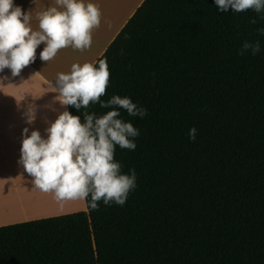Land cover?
Segmentation results:
<instances>
[{
  "label": "trees",
  "instance_id": "1",
  "mask_svg": "<svg viewBox=\"0 0 264 264\" xmlns=\"http://www.w3.org/2000/svg\"><path fill=\"white\" fill-rule=\"evenodd\" d=\"M262 17L143 0L94 63L110 71L102 100L147 110H120L139 135L114 158L136 187L123 205L0 226V264H264ZM257 40L259 53L239 54ZM108 110L68 106L82 121Z\"/></svg>",
  "mask_w": 264,
  "mask_h": 264
},
{
  "label": "clouds",
  "instance_id": "2",
  "mask_svg": "<svg viewBox=\"0 0 264 264\" xmlns=\"http://www.w3.org/2000/svg\"><path fill=\"white\" fill-rule=\"evenodd\" d=\"M220 12L230 8L235 13L252 10L264 13V0H215ZM102 13L98 5L85 0H55V6L37 13L38 27L31 24L32 14L15 5L13 0H0V72L9 69L13 77L34 63L37 47L44 45L39 59L48 62L65 48L83 52L92 45L93 31L101 24ZM264 18V17H262ZM255 24L256 20L252 19ZM264 35V28L259 29ZM261 50L260 41H244L239 54ZM73 63L70 72L58 73L50 84L55 99L61 106H73L77 110L88 109L92 104L109 109L102 115L83 112L71 114L67 108L52 121H46V136L38 129L22 130L20 160L35 188L53 193L58 202L85 201L91 210H97L99 202L123 205L128 194L136 187V173L121 171L115 160V150H135L134 138L139 131L131 122L121 117V109L129 116L143 118L147 110L125 96L113 95L107 101L110 71L106 59ZM55 111V109H52ZM36 110L32 106L26 112L30 125L35 121ZM195 140L197 129L188 132ZM90 197V200H89Z\"/></svg>",
  "mask_w": 264,
  "mask_h": 264
},
{
  "label": "crops",
  "instance_id": "3",
  "mask_svg": "<svg viewBox=\"0 0 264 264\" xmlns=\"http://www.w3.org/2000/svg\"><path fill=\"white\" fill-rule=\"evenodd\" d=\"M142 1L85 0V3L98 5L102 13L101 24L93 31L89 49L81 52L65 48L45 63L39 59V52L44 47L41 44L37 47L35 62L24 68L19 76L13 77L7 68L0 72V226L86 211L85 201L79 204L77 200L55 201L39 205L28 199L43 194L52 200L54 194L35 188L31 177L19 163L22 130L27 127L30 134L32 129H38L42 136H46V121L54 120L65 108L68 110V106H61L55 99L57 93L50 87L57 74L70 72L73 63H95ZM13 3L32 14L34 29L38 27L37 13L55 6V0H13ZM32 106L36 110V118L29 125L26 112Z\"/></svg>",
  "mask_w": 264,
  "mask_h": 264
},
{
  "label": "bare ground",
  "instance_id": "4",
  "mask_svg": "<svg viewBox=\"0 0 264 264\" xmlns=\"http://www.w3.org/2000/svg\"><path fill=\"white\" fill-rule=\"evenodd\" d=\"M29 200H33V201H35V203H37V204H46V205H49V204H51V203H55V198L54 199H52V200H49L48 198H46V196H44L43 194H41V195H38V196H36V197H31V198H28ZM61 207V206H60ZM63 208V207H62ZM58 209H60V208H58Z\"/></svg>",
  "mask_w": 264,
  "mask_h": 264
},
{
  "label": "rangeland",
  "instance_id": "5",
  "mask_svg": "<svg viewBox=\"0 0 264 264\" xmlns=\"http://www.w3.org/2000/svg\"><path fill=\"white\" fill-rule=\"evenodd\" d=\"M80 203V200H77V204H79Z\"/></svg>",
  "mask_w": 264,
  "mask_h": 264
}]
</instances>
